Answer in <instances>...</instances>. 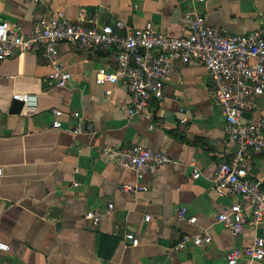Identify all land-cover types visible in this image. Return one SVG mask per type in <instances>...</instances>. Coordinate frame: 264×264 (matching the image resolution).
<instances>
[{"label":"crops","instance_id":"crops-1","mask_svg":"<svg viewBox=\"0 0 264 264\" xmlns=\"http://www.w3.org/2000/svg\"><path fill=\"white\" fill-rule=\"evenodd\" d=\"M63 12L74 19L84 11L98 14L101 25L121 20L134 27L151 22L164 34H189L187 15L201 14L230 34L264 27V0H0V20L28 33L41 18ZM60 60L72 80L65 88L50 82L49 64L38 51L0 57V264H228L235 248L264 238V223L249 218L239 236L217 220L232 204L245 201L222 194L213 182L220 164L236 146L225 132V118L214 102L213 80L201 63H176L164 96L136 115L128 112L130 96L122 82H96L114 70L103 52L84 53L61 44ZM15 95H29L20 114H11ZM260 108L247 111L245 121L264 117ZM53 109L61 128H54ZM74 112L93 130L75 134ZM105 145H143L164 151L172 162L156 174L137 178L130 169L100 157ZM200 171L193 177L191 162ZM248 171L264 178V159L255 158ZM127 186H145L130 192ZM113 203L114 210L105 214ZM197 217L179 218L182 210ZM100 212V222L93 223ZM150 217L146 221V217ZM140 239L132 246L125 233ZM208 232L206 245H177L186 235Z\"/></svg>","mask_w":264,"mask_h":264},{"label":"built area","instance_id":"built-area-1","mask_svg":"<svg viewBox=\"0 0 264 264\" xmlns=\"http://www.w3.org/2000/svg\"><path fill=\"white\" fill-rule=\"evenodd\" d=\"M187 20L190 32L182 37L161 33L151 22L142 27L121 20L101 25L98 14L87 16L84 11L74 19L61 11L54 12L50 17L38 20L26 34L21 32V27L0 20V57L5 60L18 51H38L51 68L50 82L65 88L71 82L72 74L60 60L61 44L84 53L109 54L115 61L114 70L99 73L96 82L99 85L122 82L130 96V115L145 112L152 101L163 98L165 82L176 63L203 64L213 80L211 94L224 115L227 138L236 146L231 160L218 166L213 182L222 194L238 195L245 200L220 212L217 220L234 236H239L249 218L255 225L264 223V178L248 171L250 161L264 159V117L258 122L244 119L247 111L260 108L259 98L264 95V27L230 34L210 24L201 14H189ZM15 97L25 104L35 102L29 95ZM53 114L56 117L53 127L61 128L62 122L57 117L63 112L53 109ZM73 117L76 119L72 129L75 134L93 130L91 124H84L79 112H74ZM100 157L104 162L133 170L140 180L172 162L164 151L143 145H105ZM191 166L196 178L200 171L195 160ZM126 188L134 193L146 190L145 186ZM113 210L114 204L110 203L105 214H111ZM101 217L102 213L97 212L93 223L97 225ZM179 218L191 224L197 221V217L187 216L185 209ZM145 220L149 221L150 217ZM125 238L132 246L140 244L132 230L125 233ZM211 242L208 232L186 235L177 249L184 250L189 243L206 245ZM0 250L8 251L9 246L0 242ZM226 257L228 264H264V238L257 237L250 245L235 248Z\"/></svg>","mask_w":264,"mask_h":264},{"label":"water","instance_id":"water-1","mask_svg":"<svg viewBox=\"0 0 264 264\" xmlns=\"http://www.w3.org/2000/svg\"><path fill=\"white\" fill-rule=\"evenodd\" d=\"M142 50V49H141ZM25 103L21 100L14 99L11 105L10 113L11 114H20L24 109Z\"/></svg>","mask_w":264,"mask_h":264}]
</instances>
